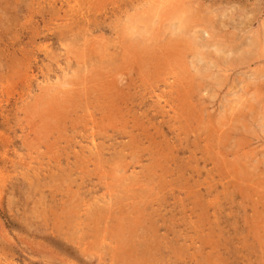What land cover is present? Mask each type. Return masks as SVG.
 I'll return each mask as SVG.
<instances>
[{"label":"rangeland","instance_id":"1","mask_svg":"<svg viewBox=\"0 0 264 264\" xmlns=\"http://www.w3.org/2000/svg\"><path fill=\"white\" fill-rule=\"evenodd\" d=\"M0 108V264H264V0H0Z\"/></svg>","mask_w":264,"mask_h":264},{"label":"bare ground","instance_id":"2","mask_svg":"<svg viewBox=\"0 0 264 264\" xmlns=\"http://www.w3.org/2000/svg\"><path fill=\"white\" fill-rule=\"evenodd\" d=\"M136 14V13H135ZM60 36H62L61 34H60ZM58 38H59V36H58ZM94 51V50H93ZM112 66V65H111ZM63 68V67H62ZM104 70V69H103ZM61 71V70H60ZM117 74V73H116ZM58 77V76H57ZM52 94V93H51ZM84 107V106H83ZM1 108H2V106H1ZM0 108V109H1ZM6 108V107H5ZM9 108V107H8ZM28 109V108H27ZM6 110V109H5ZM11 111V110H10ZM6 112V111H5ZM0 113H2V111H0ZM4 115V114H3ZM5 117V116H4ZM42 118V117H41ZM49 118V117H48ZM5 119V118H4ZM106 120V119H105ZM49 121V120H48ZM5 123V122H4ZM3 123V124H4ZM189 129V128H188ZM3 135V134H2ZM1 135V136H2ZM221 135V134H220ZM4 136V135H3ZM223 137V136H222ZM1 138V137H0ZM8 139V138H7ZM1 141V140H0ZM3 141V140H2ZM3 142H5V141H3ZM2 143V142H1ZM2 145V144H1ZM203 149V148H202ZM141 153H142V151H141ZM5 156V155H4ZM219 157V156H218ZM5 158V157H4ZM220 158V157H219ZM9 160V159H8ZM236 160V159H235ZM9 164V163H8ZM215 164V163H214ZM4 165V164H3ZM188 165V164H187ZM111 168H113V167H111ZM114 169V168H113ZM156 179V178H155ZM237 180V179H236ZM161 181V180H160ZM139 182V181H138ZM184 187V186H183ZM254 187V186H253ZM186 189V188H185ZM241 193V192H240ZM243 193V192H242ZM264 195V194H263ZM133 197V196H132ZM66 201V200H65ZM141 216V215H140ZM142 219V218H141ZM140 219V220H141ZM253 228V227H252ZM259 228V227H258ZM262 229V228H261ZM257 238H259V237H257ZM261 239L263 238V237H260ZM257 243H259V242H257ZM164 247V246H163ZM262 248H264V247H262ZM1 252V251H0ZM2 253V252H1ZM4 257V256H3ZM8 258H10V257H8ZM12 259V258H11ZM10 261V260H9ZM171 261V260H170ZM174 261V259L171 261V263ZM176 261V260H175ZM11 262V261H10ZM4 263V262H3ZM174 263V262H173ZM172 263V264H173ZM5 264H7V263H5ZM9 264V263H8ZM27 264V263H26Z\"/></svg>","mask_w":264,"mask_h":264}]
</instances>
